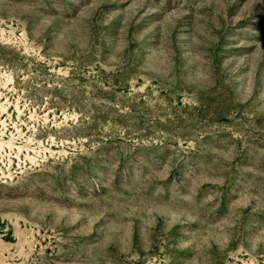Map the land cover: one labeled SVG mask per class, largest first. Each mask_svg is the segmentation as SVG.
Returning <instances> with one entry per match:
<instances>
[{"label":"rangeland","instance_id":"rangeland-1","mask_svg":"<svg viewBox=\"0 0 264 264\" xmlns=\"http://www.w3.org/2000/svg\"><path fill=\"white\" fill-rule=\"evenodd\" d=\"M0 264H264V0H0Z\"/></svg>","mask_w":264,"mask_h":264}]
</instances>
